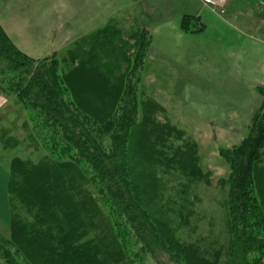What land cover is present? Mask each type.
<instances>
[{
    "label": "trees",
    "instance_id": "1",
    "mask_svg": "<svg viewBox=\"0 0 264 264\" xmlns=\"http://www.w3.org/2000/svg\"><path fill=\"white\" fill-rule=\"evenodd\" d=\"M196 20L184 16L181 29L202 31V27L194 29ZM107 32H99L91 48L81 52L83 61L87 58L85 62L93 63L98 42L108 43L107 37L115 34V29L109 27ZM82 73L75 69L60 75L55 56L42 60L28 57L0 26V85L7 83L9 90H15L18 102L37 113L33 124L52 135L62 154L71 151L73 155L65 163L12 161L7 188L11 238L0 235V260L4 264H125L116 228L129 223L136 233L139 227L142 251L151 256L160 247L171 262L222 264V250L210 259L204 250L178 239L179 226L174 227L161 204L166 185L158 169L166 168V175L183 172L178 167L173 171L172 161L163 154L155 157L157 143L180 131L165 126L155 136L148 120L152 108L138 101L137 86L128 75L116 76L111 70L108 81L94 73L101 84L96 89L83 82L89 77ZM14 76L20 77L19 83ZM258 91L264 97V85ZM148 144L154 148L148 149ZM220 155L231 167L227 205L232 240L229 260L224 264H263L264 104L252 121L250 134L239 145L221 149ZM81 162L92 168L94 181L99 183L95 194L110 201L111 219L109 213L101 212L97 196H89L75 178L73 169L83 174L75 167ZM197 166L193 163L189 167L202 176ZM181 167L187 171L185 165ZM16 206L25 217L15 213ZM184 224L180 220V226Z\"/></svg>",
    "mask_w": 264,
    "mask_h": 264
},
{
    "label": "rangeland",
    "instance_id": "2",
    "mask_svg": "<svg viewBox=\"0 0 264 264\" xmlns=\"http://www.w3.org/2000/svg\"><path fill=\"white\" fill-rule=\"evenodd\" d=\"M167 10H154V14L160 17L172 16ZM256 14L262 18L263 13ZM155 15L151 14L153 17ZM139 18L142 23L143 20L146 21L149 32L131 23L124 31L121 27L114 26L115 34L107 37L109 42H98V56L93 63L92 60L85 62L87 58L83 61L81 54L88 51L93 43H70V48H62L49 57L55 56L59 61L60 75L64 76L75 69L82 71L83 76L89 77L87 80L83 79V82L92 83L96 89L101 85L97 77L101 76L109 81L111 70L116 76L128 75V79L137 86L138 101L152 108V115L148 120L152 130L155 129V136L165 126L180 131L165 136L163 141L157 143L159 150L155 157L163 154L164 158L172 161L173 171L179 168L184 173L179 171L166 175V168L162 167L163 171L162 168L158 169L159 176L166 185V190L161 195V204L166 215L174 221V227L179 226L178 239L204 250L203 253H207L206 257L210 259H214L216 251L222 250L221 262L224 264L229 260L228 248L232 240L227 205L231 167L220 155V151L239 145L250 134L254 111L246 105L247 100L241 98L245 91L211 90L204 79V74L219 66L216 56L219 50L216 26L210 28L208 34L183 36L173 31L175 28L172 29L177 18L173 15L170 17V27H163L159 35L153 36V19ZM140 38L145 40H138ZM139 46L143 48L139 50ZM141 60L143 62L140 65ZM13 78L16 83L20 82L19 76ZM74 84L77 87V83ZM16 97L15 90H9L7 83L0 85V167L3 171L9 173L12 161L16 158L32 164L47 160L70 162L73 156L71 151H67L69 155L62 154L59 151L61 146L53 140L52 135L45 129L40 131L33 124L37 113L19 103ZM142 118L143 115L140 114V119L143 120ZM149 147L154 148L148 144V149ZM81 163L75 167L81 169L83 174L79 175L76 169H73V174L89 196L95 197L98 187L100 188L99 183L94 181L92 168ZM193 163L198 165L197 169L202 176L194 174L189 167ZM182 165H185L187 171H183ZM96 196L101 212L105 215L109 213L111 219L110 201L107 203L98 194ZM21 209L16 206L15 213H20ZM20 214L22 217L26 216L24 212ZM180 220L185 222L183 226H180ZM6 221L0 214V235L10 239L11 229L9 221ZM119 225L116 228L117 243L124 248L125 264H179L171 262L170 256L160 247L155 249L153 256L142 251V245L138 241L141 232L139 227V232L136 233L129 223L127 226ZM119 250L123 249L120 247ZM254 258L255 256L251 257L252 263ZM0 264H4V261L0 260Z\"/></svg>",
    "mask_w": 264,
    "mask_h": 264
},
{
    "label": "crops",
    "instance_id": "3",
    "mask_svg": "<svg viewBox=\"0 0 264 264\" xmlns=\"http://www.w3.org/2000/svg\"><path fill=\"white\" fill-rule=\"evenodd\" d=\"M158 2L0 0V25L19 50L36 60L56 54L62 48H70V43H91L99 32L105 30L108 33L109 27H121L124 31L131 23L149 32L146 21L140 22L139 16L153 19V36L159 35L163 27H170L173 15L177 18L172 29L183 36L208 34L209 29L216 26L219 66L204 74V79L211 90L245 91L241 98L247 100L246 105L252 107V116H255L264 104V97L258 91L264 85V9L260 0H230L224 15L214 13L201 0ZM162 9H168L172 16L154 14V10ZM257 12L263 13L262 18ZM187 15L198 18L193 21L194 29L202 27V31L189 33L181 29L182 18ZM8 181L9 173L0 167V214L5 221H9Z\"/></svg>",
    "mask_w": 264,
    "mask_h": 264
},
{
    "label": "built area",
    "instance_id": "4",
    "mask_svg": "<svg viewBox=\"0 0 264 264\" xmlns=\"http://www.w3.org/2000/svg\"><path fill=\"white\" fill-rule=\"evenodd\" d=\"M202 3L208 6L214 13L224 15L230 0H201ZM261 7L264 8V0H260Z\"/></svg>",
    "mask_w": 264,
    "mask_h": 264
}]
</instances>
